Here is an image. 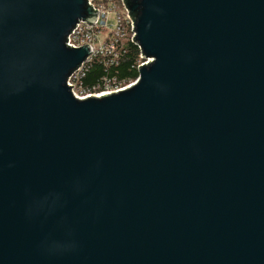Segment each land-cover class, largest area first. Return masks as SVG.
I'll return each mask as SVG.
<instances>
[{
    "label": "water",
    "instance_id": "water-1",
    "mask_svg": "<svg viewBox=\"0 0 264 264\" xmlns=\"http://www.w3.org/2000/svg\"><path fill=\"white\" fill-rule=\"evenodd\" d=\"M88 0H0V264H264V0H123L145 65L79 99Z\"/></svg>",
    "mask_w": 264,
    "mask_h": 264
},
{
    "label": "built area",
    "instance_id": "built-area-1",
    "mask_svg": "<svg viewBox=\"0 0 264 264\" xmlns=\"http://www.w3.org/2000/svg\"><path fill=\"white\" fill-rule=\"evenodd\" d=\"M87 4L92 6L93 10H97V17L94 23L85 20H79L71 33L67 35L68 41L66 46L70 48H79L84 45H89L91 48L90 55L81 63V65L69 76L67 80L68 86H72V94L83 99L89 96H102L112 92H118L130 86L133 82L121 87L105 88L104 90L95 91H78L77 79L85 70L86 65L94 58H100L105 63H110L117 56L116 47L123 39H130L135 36L133 29V21L128 16V10L123 0H88ZM135 43V41H133ZM136 44V43H135ZM137 45V44H136ZM138 46V45H137ZM140 49V48H139ZM109 55L111 57L107 58ZM140 50V58L142 62L139 66L145 65L149 59L143 60ZM112 89V90H111Z\"/></svg>",
    "mask_w": 264,
    "mask_h": 264
},
{
    "label": "trees",
    "instance_id": "trees-1",
    "mask_svg": "<svg viewBox=\"0 0 264 264\" xmlns=\"http://www.w3.org/2000/svg\"><path fill=\"white\" fill-rule=\"evenodd\" d=\"M117 56L110 63L100 58L92 59L83 75L77 79V86L84 91H101L108 87H121L138 77V64L142 62L139 47L130 39H123L116 47ZM109 55L107 58L111 57Z\"/></svg>",
    "mask_w": 264,
    "mask_h": 264
},
{
    "label": "rangeland",
    "instance_id": "rangeland-1",
    "mask_svg": "<svg viewBox=\"0 0 264 264\" xmlns=\"http://www.w3.org/2000/svg\"><path fill=\"white\" fill-rule=\"evenodd\" d=\"M107 88H113V87H112V86H110V85H108V87H107ZM111 90H112V89H111ZM78 91L82 92V90H81V89H80V90L78 89ZM96 92H97V91H96ZM96 92H95V93H96Z\"/></svg>",
    "mask_w": 264,
    "mask_h": 264
}]
</instances>
